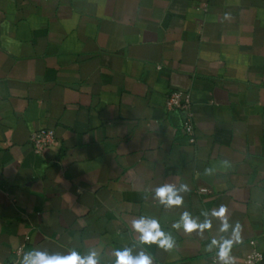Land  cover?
<instances>
[{
    "label": "crops",
    "instance_id": "1",
    "mask_svg": "<svg viewBox=\"0 0 264 264\" xmlns=\"http://www.w3.org/2000/svg\"><path fill=\"white\" fill-rule=\"evenodd\" d=\"M173 90L194 142L165 110ZM167 183L188 185L181 205L154 198ZM221 206L234 264L264 254V0H0V264L19 248L112 264L140 216L175 241L134 249L152 264H215L217 219L203 236L172 225Z\"/></svg>",
    "mask_w": 264,
    "mask_h": 264
},
{
    "label": "clouds",
    "instance_id": "2",
    "mask_svg": "<svg viewBox=\"0 0 264 264\" xmlns=\"http://www.w3.org/2000/svg\"><path fill=\"white\" fill-rule=\"evenodd\" d=\"M190 189L187 184L167 183L155 188L154 198L166 208L179 206L182 204V193L188 192ZM228 209L221 206L218 209H212L202 212L203 220L194 218L189 212L185 211L181 214L178 221L173 223L172 227L183 229L188 233L198 231L201 236L205 231H210L213 227L212 219L219 221L218 233L221 235L213 236L207 245V250L215 249V264H234L231 250L233 245L239 243L240 225H231L227 215ZM132 231L136 234V241L132 247L117 248L113 251L114 257L112 264H152L149 255L142 249L134 252L137 246L157 245L164 249L174 247L175 241L170 233H166L160 222L150 216H140L134 219L131 224ZM20 264H99V255L95 249L88 250L87 254H82L78 250H70L67 253L50 252L35 248L24 252L20 260Z\"/></svg>",
    "mask_w": 264,
    "mask_h": 264
},
{
    "label": "built area",
    "instance_id": "3",
    "mask_svg": "<svg viewBox=\"0 0 264 264\" xmlns=\"http://www.w3.org/2000/svg\"><path fill=\"white\" fill-rule=\"evenodd\" d=\"M191 95L188 92L181 90H173L169 92L166 98L165 110L178 111L182 117V127L184 132L190 138L191 142L195 141V123L194 113L191 110ZM31 142L33 144L34 151L36 153H42L49 146L57 144L56 133L53 128H42L31 134ZM201 191H205V188H200ZM22 254V248H19L15 252L8 264H20ZM241 264H264V254L253 248L243 258Z\"/></svg>",
    "mask_w": 264,
    "mask_h": 264
}]
</instances>
